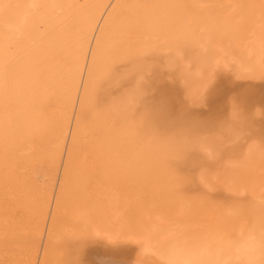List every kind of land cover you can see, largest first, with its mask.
Returning <instances> with one entry per match:
<instances>
[{
	"label": "bare ground",
	"instance_id": "6f19581e",
	"mask_svg": "<svg viewBox=\"0 0 264 264\" xmlns=\"http://www.w3.org/2000/svg\"><path fill=\"white\" fill-rule=\"evenodd\" d=\"M113 3L0 0V264H264V0ZM158 64L186 108H261L174 128Z\"/></svg>",
	"mask_w": 264,
	"mask_h": 264
},
{
	"label": "rangeland",
	"instance_id": "374dc122",
	"mask_svg": "<svg viewBox=\"0 0 264 264\" xmlns=\"http://www.w3.org/2000/svg\"><path fill=\"white\" fill-rule=\"evenodd\" d=\"M162 65L160 64H158V65H156V67H155V69H152V71H151V73L149 74V78H147L148 80H152V79H154V81L152 80H150V82L149 81H147V85L146 86H148V87H146V91H149L148 92V95H151V96H148L147 95V93H145V96H144V99H143V103H144V106L146 105V107L148 108V109H151V110H153V111H155L154 110V108H153V100H154V98H156V97H159L160 95H165V96H167L168 97V99H169V101H170V105H171V107H170V110H169V112H168V114L166 113V114H159V113H157L156 111V113L158 114V116L160 117V118H164V116L166 117V116H168V117H166V118H168L167 119V123H169L168 121L170 120L171 121V123H169L171 126H173L174 128H181V127H185V126H189V125H191V126H193V128H195V129H197V131H199V130H201V129H205V128H209V126H212V123H214V122H216V120L218 119V118H225V115L227 114V112H226V109H227V106H228V103H229V101L230 100H238V101H242V99H243V101H247V99L251 96V97H253V98H251L250 97V101L248 100L247 102L245 101V103H246V105L245 104H242L243 105V107H245L244 109L246 110V113H248L249 112V110H248V108H249V106L248 105H251L252 106V104H250V102L251 103H253V104H257V106L259 107V108H261L260 107V105L262 104L261 102L264 100H262V97L260 98L259 97V95L258 94H260V96H261V92H260V87H257V88H254V87H251V88H253V89H249L250 87H247V89H246V86H242V87H238V88H240V89H238V88H236L237 89V91H238V93L236 94V89H234V87L235 86H232L231 87V90H230V85H228V84H226L227 82L226 81H224L223 79H222V81L220 80L219 82H220V85H218L219 84V82H217L218 84L217 85H215V88H216V86H217V88L215 89L214 88V90H213V94L215 93V91H216V94H217V92H218V96H216V94H214V96L216 97H214L213 95H212V93H211V95H209L208 97H210L211 98V96H212V99H210V98H208V97H206V99L207 100H205V103H203V105L202 106H199V107H195L194 109H193V107H185V105H183L182 106V104H181V102H184L185 100H184V92H185V90H184V87L182 86V83L181 82H179V78L177 77V75H175L174 73H176V72H174V71H169V70H167V69H165L164 68V65L161 67ZM159 69V72L158 71H155L156 69ZM157 69V70H158ZM164 69V70H163ZM161 70V71H160ZM154 71H155V73H154ZM174 72V73H173ZM152 74H153V77H152ZM155 74H157V75H155ZM173 75H175V77L177 78V80H174V79H176L175 77H173ZM171 81H170V80ZM174 81V82H173ZM177 81V83L179 84H176L175 82ZM225 83V85L224 84H221V83ZM150 83V84H149ZM180 83H181V85H180ZM222 85H224L223 86V88L221 87ZM221 87L224 91H225V94H223L224 93V91L220 88L219 89V87ZM229 86V87H228ZM150 87H152V88H150ZM148 88V89H147ZM165 88H167V89H165ZM225 88V89H224ZM226 88H229V90L230 91H228L227 92V90H226ZM245 88V90H243ZM259 88V89H258ZM124 89H126V87H123V88H121V89H119V88H116V89H112L111 91H109V93L110 92H112V95H111V93L109 94V95H111L112 97L114 96V97H116V96H118V94H119V92L121 91H123ZM175 89V90H174ZM234 89V90H233ZM256 89H257V91H256ZM120 90V91H119ZM150 90H152V91H154V92H152L151 91V94H149L150 93ZM248 90H249V92H248ZM251 90H253V92H250ZM231 91L233 92V94L236 96H234L233 94L231 95ZM175 92V93H174ZM219 92H222V93H219ZM226 92H227V94H226ZM242 92V94L245 92V95L244 96H248L246 99L244 98V97H242L241 96V94L240 93ZM246 92H248L249 94H247ZM255 92H257V94L255 93ZM260 92V93H259ZM229 93H230V95H229ZM251 93V94H250ZM168 94V95H167ZM182 94H183V97H182ZM254 96H253V95ZM223 95V96H222ZM238 95H239V98H238ZM256 95H258V97L256 96ZM148 98H147V97ZM219 96L220 97H222V98H219ZM228 96V97H227ZM255 96H256V99H254L255 98ZM145 97L147 98V99H145ZM151 97H154V98H151ZM217 97L219 98V99H221V100H219V99H217ZM225 97L228 99V103H226V100L227 99H225ZM232 98V99H230V98ZM234 97V98H233ZM240 97H241V99H240ZM151 98V99H150ZM150 99V100H149ZM215 100V102L214 103H212L210 100ZM245 99V100H244ZM253 99V100H252ZM261 100V101H259V100ZM146 100V101H145ZM218 100V101H217ZM224 102H223V101ZM147 101H149V103L147 102ZM220 101H222V102H220ZM254 101V102H253ZM255 101H257V103H255ZM258 101H259V103H258ZM180 102V104H181V106L178 104V103ZM207 102H208V104H207ZM216 102H217V104L219 105H217L216 104ZM212 103V105H210ZM221 103V104H220ZM224 103H226L227 105L226 106H224L225 104ZM247 103H249V104H247ZM205 104V105H204ZM215 104V105H214ZM258 104H260V105H258ZM223 105V106H222ZM245 105V106H244ZM212 108H211V107ZM216 106H218V109H217V107ZM262 106V110H261V112L263 113L264 112V110H263V105H261ZM186 108V109H185ZM213 108H216L217 109V111H216V109H214V110H212ZM222 108H223V110H222ZM221 109V110H220ZM188 110H189V112H188ZM184 111V112H183ZM193 113V114H192ZM220 114V115H219ZM252 114H253V112L252 111H250L249 113H248V115L247 116H249V118H251V116H252ZM170 115V116H169ZM184 115V116H183ZM190 115V116H189ZM170 117V118H169ZM165 118V119H166ZM263 118V119H262ZM175 119V120H174ZM185 119V120H184ZM190 119V120H189ZM174 120V121H173ZM258 121H256V125H259L260 127H264V115L263 116H261V117H259L258 119H257ZM261 120H263V121H261ZM176 121V122H175ZM180 121L182 122V123H180ZM185 123V124H184ZM182 124H184V125H182ZM261 124V125H260ZM209 125V126H208ZM263 125V126H262ZM258 127V126H257ZM259 127V128H260ZM41 171H43V170H41ZM145 200H148V198H149V195H146L145 194ZM155 203V202H154ZM153 210H151L150 209V211L151 212H155V213H157V214H161L165 219H168L169 221H170V217H168L167 215H163V213H160V212H158L159 210H158V208L156 209V207H155V205H153ZM173 221V220H172ZM178 222H180V221H178ZM182 223V222H181ZM154 225V227H156L157 225H155V224H153ZM166 226H168V225H164V227L166 228ZM156 228H158V227H156ZM158 232H160V233H163V227L162 228H158V230H157ZM96 247H99L98 245H96ZM94 248V247H93ZM100 248V247H99ZM90 249V248H89ZM126 250V249H125ZM121 251H122V249H121Z\"/></svg>",
	"mask_w": 264,
	"mask_h": 264
},
{
	"label": "snow or ice",
	"instance_id": "6c2138e0",
	"mask_svg": "<svg viewBox=\"0 0 264 264\" xmlns=\"http://www.w3.org/2000/svg\"><path fill=\"white\" fill-rule=\"evenodd\" d=\"M111 7L115 11L116 9L123 10L125 6L124 5H121V4L115 3V0H114V3L111 5ZM170 107H171L170 101H169L168 97L165 96V95H160L159 97H156L153 100V108L159 114H166V113H168L169 110H170ZM178 151H180V152L183 151L182 146H179L178 145Z\"/></svg>",
	"mask_w": 264,
	"mask_h": 264
}]
</instances>
